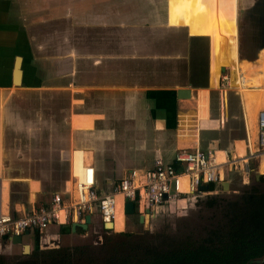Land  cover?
Instances as JSON below:
<instances>
[{"label":"crops","instance_id":"1","mask_svg":"<svg viewBox=\"0 0 264 264\" xmlns=\"http://www.w3.org/2000/svg\"><path fill=\"white\" fill-rule=\"evenodd\" d=\"M261 12L264 0H0V91H11L17 57L21 60V86L17 88L21 94L43 101L66 98L64 106L57 105L61 109L57 112L63 110L67 116L61 126L65 141L54 160L63 168L59 172L51 166L52 158L47 155L35 160L43 174L37 173V178L25 175L19 182L27 190L28 206L49 203L41 200L44 181L51 184V194L74 198L75 151L83 153V165L93 168L100 196L110 193L128 172L151 169L155 159L178 168L175 154L179 150L212 149L221 157L232 133H237L238 121L245 142H235L233 150H227L242 162L254 156L257 129L253 142L237 75L238 64L253 63L260 51L253 61L237 60V35L245 13ZM192 15L202 17L205 24L201 20L203 24L197 28L189 26ZM224 31L231 34L230 54ZM204 37L209 39L207 64L198 49ZM228 57L233 61L236 91L220 86L222 76L227 75ZM179 88L189 89V97L178 99ZM228 95L232 105L238 104L230 116L222 114V100ZM253 170L247 178L238 170L244 187L251 181L259 184L255 173L264 176V152L258 155ZM227 180L231 192V179ZM29 182L38 187L32 193ZM3 193L2 188L3 204L10 208L8 189L6 198ZM188 200L176 208H185ZM176 208L159 212L175 214ZM10 210L20 213L25 207L15 202ZM116 210V225L123 226L121 199ZM87 215L90 224L85 230L72 232L71 224L52 226L41 236L28 234L22 243L34 244L36 239L41 250L63 244L71 247L70 243L95 234L96 223L101 227L96 208ZM133 218L143 226L138 215L125 216L122 231L133 226ZM2 247L22 249L9 240L1 241Z\"/></svg>","mask_w":264,"mask_h":264},{"label":"rangeland","instance_id":"2","mask_svg":"<svg viewBox=\"0 0 264 264\" xmlns=\"http://www.w3.org/2000/svg\"><path fill=\"white\" fill-rule=\"evenodd\" d=\"M197 13L199 14L198 10ZM196 17L193 15L189 16L187 24L189 26L193 25L194 28L203 24V18L200 16ZM192 19H195L196 22L194 23ZM212 30L215 32V26L212 27ZM229 33V31L228 33H225L226 35L228 34V38L226 36L227 43L225 44L227 45L230 54L231 34ZM207 42L209 43V39L204 37V40L198 44V49L202 52L201 56L206 64L208 60ZM192 57L193 59L196 57L195 53H193ZM225 66V72L227 75L222 76L226 78L225 81H223L222 87L227 86L228 77L231 76V82L235 84V86L231 87L233 88L231 91H236L237 85L234 78L233 61L230 57L227 58ZM228 97V99L224 97L225 101L222 100V106L224 108V112L222 114L230 116L233 114L231 113L233 111L232 109H237L238 104L237 102H234L233 106L229 95ZM64 104H66V98L58 100L47 98L43 101V99L41 100L37 96L21 94V91L17 88H13L11 91H0V148L3 166L1 176L2 178H9L8 194L9 200L12 203L23 201L24 198H26V190L24 186L19 183L20 180L26 177L25 175L37 178L34 177L37 173V175L43 174L39 173V164L35 163V160L38 157L46 158L47 155L49 158H52L51 166H53L56 170H59V172L62 170L60 168H63V166L55 162V153L58 148H61V145H63L65 141V128H62L61 126H63V119L67 116V114L63 110L62 112H57V110L61 111L57 105L64 106ZM4 118L6 119L5 122ZM237 126V133H232L234 135L225 146L227 149L233 150L235 142H245V138L239 130V121ZM230 127L231 126H228L227 129H233V127ZM236 136H238V138H236ZM49 138L54 140L55 144H50ZM56 140H58V142H56ZM263 152L264 151L261 149L256 150V154L246 161L249 171H254L253 169L258 165V155ZM231 156L236 158L235 155ZM236 171L238 172V170ZM236 171L232 169L230 171L232 173L228 174V172L224 179H231L232 191L230 194L218 193L209 197L204 196L195 198L194 200L190 199L188 200L190 204L186 205L185 208L182 209L176 208L175 214H170L168 211L159 212L157 217L153 218L147 227L137 225L136 219L133 218V226L130 225L125 229V231H122L125 224V216L123 214V226H116L113 229L114 231H103L100 229V223L98 222L95 225V234L93 231V233L88 234L81 240L76 241L75 243H70V245H72L71 247H67V244H63L58 248L56 247L52 249H73L76 247H85L88 249L87 254L94 259H100L105 255V253L99 254L101 248L100 244L107 243V238H109L112 243L151 245L152 247L159 248H165V245L170 244L172 241L173 243L181 241H198L201 238L207 237L208 234H210V231H215V229L223 224V209L227 201L237 200L240 197L241 192L251 191V188L264 193V183L259 182V184L255 183L254 185V182L251 181V184L248 186L244 187L241 185L239 177L240 173H237ZM46 182L47 181H44L43 185V187L45 186L43 189L44 195L41 196V200L43 202L49 201L53 195L48 191L51 184L46 185ZM210 202H212L211 205L209 204ZM121 233L126 234L127 236L119 235ZM23 244L30 246V254L34 248L33 242L25 241ZM0 252V256L2 257L1 259H3L6 264H14L18 261L24 260L27 256L22 254L21 247H19L17 251L13 249L7 251V249L5 250L2 247ZM127 253L129 252H125V254Z\"/></svg>","mask_w":264,"mask_h":264},{"label":"built area","instance_id":"3","mask_svg":"<svg viewBox=\"0 0 264 264\" xmlns=\"http://www.w3.org/2000/svg\"><path fill=\"white\" fill-rule=\"evenodd\" d=\"M225 79L221 78V86ZM256 129V147L264 151V107L257 114ZM246 161L240 165L228 153H224L221 159L212 149L179 150L175 154L178 168L155 159L151 169L128 172L110 193L102 196L95 190L93 168L80 162L77 174L73 172L74 198L53 195L46 206L30 207L20 213L12 212L3 204V179L0 176V242L4 238H23L26 233L41 236L52 226L83 223L85 216L95 208L102 224H113L118 198L123 211L124 204L131 201L143 213L146 209L162 207L177 200L214 195L217 192L210 187L223 181L224 172L239 170L243 178L248 177ZM202 187L208 189L202 190Z\"/></svg>","mask_w":264,"mask_h":264},{"label":"trees","instance_id":"4","mask_svg":"<svg viewBox=\"0 0 264 264\" xmlns=\"http://www.w3.org/2000/svg\"><path fill=\"white\" fill-rule=\"evenodd\" d=\"M259 182L264 183V176ZM250 190L227 201L223 224L198 241H172L159 248L107 238L99 251L105 255L94 259L85 247L41 250L35 239L33 251L14 264H264V193ZM0 264L6 263L0 258Z\"/></svg>","mask_w":264,"mask_h":264},{"label":"bare ground","instance_id":"5","mask_svg":"<svg viewBox=\"0 0 264 264\" xmlns=\"http://www.w3.org/2000/svg\"><path fill=\"white\" fill-rule=\"evenodd\" d=\"M237 37H238V35H237ZM238 59H240V58H239L238 53H237V60ZM246 60L253 61V60H255V57L253 59L251 58V59H246ZM18 65H19V62L17 61L14 65L12 89L20 87V73H19ZM254 75H256V76H254ZM237 77L240 79L241 95H242V99L244 102V107H245L246 115L248 117L250 128L252 130V137H253L252 141L254 142L255 130H256V127H255L256 115H257L258 110L261 109L262 107H264V49L260 50V52L257 55L256 60L253 63L241 61L238 64V75H237ZM231 81H232V78L230 76V77H228L227 86L224 88H229V87L235 86V84L232 83ZM222 152H223L222 156L224 155V153H228L230 155V157L235 159L236 161H238V163H240V165L243 164L242 159L234 158L231 156L232 154H230L231 153L230 150L226 149ZM1 154L2 153H1V149H0V174L2 173ZM82 154L83 153L80 151L74 152V158H75V160H74V172H75V174H77V170L80 167V160H81L80 158H81ZM89 156H90V154H89ZM222 156L219 158L222 159ZM220 161H222V160H220ZM8 179L3 178V180H2L3 181V192H4L3 194H4L5 198L7 196V189H8L7 186L9 184ZM29 188H30V191L32 193L35 190H37L38 187H37L36 183L29 182ZM118 199H120V198H118ZM117 219H118L117 218V210H115L113 229L117 226L116 225Z\"/></svg>","mask_w":264,"mask_h":264},{"label":"water","instance_id":"6","mask_svg":"<svg viewBox=\"0 0 264 264\" xmlns=\"http://www.w3.org/2000/svg\"><path fill=\"white\" fill-rule=\"evenodd\" d=\"M19 62V65H18V68H19V73H20V58H15V63L16 62ZM21 86V85H20ZM176 94H177V98L178 99H184V98H188V94H189V89H186V88H179L177 89L176 91ZM247 169V168H246ZM260 179V175L259 173H255L254 174V180L256 182H258ZM229 181L228 180H225V181H222L220 183H218L217 185L213 186L217 192L219 193H226V194H230L229 192ZM25 188V186H24ZM202 190H207L208 188L207 187H202L201 188ZM26 190V188H25ZM27 191V190H26ZM190 199V198H188ZM188 199H181V200H177L175 202H172V203H169L167 207H154V208H151V209H146L144 210L143 213L139 212V209L138 207L131 201H127L125 204H124V216H134V215H138V221L140 224H143L144 227H147V225L149 224V222L155 218L156 214L161 210V209H165L167 208L168 210H170V208L173 206V207H177L179 206V204H183L185 200H188ZM192 199L194 200L195 197H192ZM17 203H21L24 205L25 207V210H29L30 209V206H28V203H27V197L24 198L23 201H20V202H17ZM13 204H15V202H11L10 201V208L13 207ZM90 224V216L87 215L85 216L84 218V223L83 224H77V223H72L71 224V231L74 232L76 228H82L83 230H85L87 228V226ZM101 227L104 229V230H107V231H110L112 230L113 226H112V223H105V224H102ZM25 236H28V233L25 234ZM3 240H6L5 238ZM22 238L21 237H11L9 238V241L12 245H20L22 246V254L23 255H28L29 254V251H30V246L27 245V244H23L22 243Z\"/></svg>","mask_w":264,"mask_h":264},{"label":"flooded vegetation","instance_id":"7","mask_svg":"<svg viewBox=\"0 0 264 264\" xmlns=\"http://www.w3.org/2000/svg\"><path fill=\"white\" fill-rule=\"evenodd\" d=\"M238 38V55L242 59L254 58L258 51L264 49V12L245 13L240 19Z\"/></svg>","mask_w":264,"mask_h":264}]
</instances>
